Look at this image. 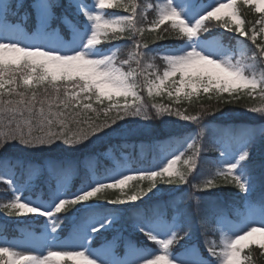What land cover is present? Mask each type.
<instances>
[{"label":"snow or ice","instance_id":"obj_1","mask_svg":"<svg viewBox=\"0 0 264 264\" xmlns=\"http://www.w3.org/2000/svg\"><path fill=\"white\" fill-rule=\"evenodd\" d=\"M241 3L259 14L250 30L238 10ZM213 23L234 34L235 47L213 35L209 28ZM146 32L153 34V45L165 40L179 43L149 47L148 41H142ZM125 38L132 41L127 59L119 58V46L103 50V45ZM157 60L163 62L162 71ZM257 65L262 66L260 71ZM145 91L150 100L166 94L176 104L191 102L201 93L214 95L218 104L238 102L246 94L261 102L248 110L264 116V0H145L143 4L136 0H0V149L18 142L26 150L42 152L44 146L62 141L79 153L81 146L87 148L122 131L119 122L130 118L143 122L145 129L171 117L199 125L196 136L185 137L171 151L166 149L174 140L155 145L162 153L157 170L117 163L100 176L98 162L89 157L90 182L75 191L69 190L74 162H52L47 171L56 187L48 200L22 195L42 175L41 168L0 159V183L12 192L11 198L0 203V212L6 218L45 221L40 235L25 229L23 245L0 246V264H253V248L264 253V160L259 170L255 161L257 137L264 141V128L219 130L214 140L219 153L216 171L190 184L202 151L198 137L204 136L203 121L210 109L201 106L195 115H186L172 104L149 105L142 95ZM17 169L22 170L20 174ZM143 181L148 182L147 188L139 187ZM160 184L189 185L193 191L183 195L196 201V208L194 212L176 209L171 217L163 210L168 205L149 214L136 213L132 227L158 246L154 252L124 241L119 255L118 236L100 248L92 247L94 238L117 222V211L105 204L144 202L145 197L152 199L161 192ZM222 186H234L239 205L216 201L202 211L199 202L204 197L196 192L210 196ZM108 190H119L122 198L109 200ZM93 200L103 204L90 203ZM175 203V199L168 202ZM61 213L68 214L63 221ZM194 215L200 217L203 251L189 243ZM65 221L71 222V235L62 242ZM210 233H218V239L209 238Z\"/></svg>","mask_w":264,"mask_h":264},{"label":"trees","instance_id":"obj_2","mask_svg":"<svg viewBox=\"0 0 264 264\" xmlns=\"http://www.w3.org/2000/svg\"><path fill=\"white\" fill-rule=\"evenodd\" d=\"M137 3L143 4L145 0H136ZM148 2H152V0H148ZM238 10L241 13L242 19L245 20L246 30H250L252 22L259 18V14L255 13L253 9H251L247 5H243L242 3L238 5ZM123 14V13H122ZM153 18V14L151 12L148 13V19L151 20ZM163 27V26H161ZM258 27V26H257ZM210 31L214 36L221 39L225 45L229 47L236 46V39L233 33L231 32H223L222 29L218 28L214 23L209 25ZM64 29H62L63 31ZM250 34V33H249ZM152 35L150 33H145L142 41L146 40L149 42V47H175L179 41L176 40H165L158 42V45H153L151 43ZM207 36V33H205ZM261 38L258 37V41ZM119 46L120 53L119 58L121 60L128 58V52L132 50V41L128 39H121L117 41H112L110 44L103 45V50H107L112 47ZM156 63L160 66L162 71L163 62L157 60ZM135 67V65H133ZM262 66L257 65V71H260ZM144 96V100L149 105L152 103H161V104H172L174 108H179L186 115H195L197 111L200 110L201 106H207L209 110L208 116L204 118L203 123L207 126L205 128V133L203 137H198L199 142L201 144L202 151L200 153V157L198 160L197 170L192 173L189 177V183H200L203 179L210 178L211 175L216 171L218 166V157L219 153L215 150L217 145L214 143V140L217 138L216 133H219V130L224 128H232V129H243V128H254L257 129L258 123L264 120V117L256 120H251V117L255 114L249 111L248 109L253 106H260V99L256 97L253 99L252 97L247 96L246 94H241L238 102L233 103H223L218 104L214 95L212 98H209L207 94L201 93L200 97L193 98L191 102L181 101L179 104L174 103L173 100L169 99L166 94L162 96H157L154 99H149L147 97V93L142 92ZM225 97H228V94H224ZM107 103V102H106ZM96 105L94 104V107ZM215 108V111L211 109ZM103 119V116L100 117ZM169 121L180 120L176 117L168 118ZM122 126V131L133 126L136 122L133 119H129L128 122H119ZM115 127V125H113ZM258 130V129H257ZM121 131H118L116 134L111 135L110 137L105 138L102 141H97L91 145H88L87 148L81 146L79 153H73L69 146L63 144L62 141H56L55 145L52 146H44V151H32L26 150L24 146L20 145L18 142H9L4 149H0V159H7L12 161H20L25 165L28 163L34 164L37 167L39 165L43 168L42 175L38 178L33 179L31 183V190L25 191L27 194L32 197L41 198L43 200L49 199V194L56 187V181L48 174V165L52 162L66 161L71 160L74 162L75 172L71 178L69 184V190L75 191L80 188L83 183L90 182V174L87 171V163L88 158H94L98 163L96 166L97 175H104L106 169H112L115 167L117 163L122 165H126V168H146L157 170L158 167L162 166V153L158 150L155 145L160 142L167 143L169 140H174L175 143L172 147L166 149V151H171L173 148L177 146L187 135V133H191L193 136L199 132V125L193 124L190 127L178 128L176 130H171L168 132H161L160 134H152L145 136H126L120 135ZM119 134V135H118ZM258 143L255 152V161L257 170H259L260 162L264 160V141L257 137ZM186 147V144H184ZM183 151V148H181ZM110 152L113 153L116 162L111 158ZM188 154H191L190 152ZM166 162V161H164ZM22 170L17 169V173L20 174ZM27 177L25 172L24 179ZM136 182H130V184H135ZM161 189V192L157 194L156 197L152 199L144 198V202L137 201L135 205H120L113 206L105 204L104 207L109 209H115L117 211V222L114 224L113 228L104 233L102 236H98L94 238L93 242L95 244H102L106 242L108 239L114 237L116 231H118V227H124V225H128L129 222L126 219V214H128L129 209L134 210H143L142 213L149 214L155 207L162 205H168L164 209L166 214L170 217L174 212V206L168 204L169 201L175 199L180 200L177 204V207L182 210H188L189 212H194L196 208V201H190L183 194L189 191H193L189 185H158ZM139 187L147 188L148 182L143 181L140 183ZM155 191V190H154ZM128 194H131V191L126 189ZM237 190L234 186L220 187L214 189L210 196H206L205 194L197 191V196L204 197L200 200L199 204L201 210H205L210 208L212 204L216 201L223 202L225 205L236 204L239 205L240 201L237 196ZM105 195L109 200H114L117 197H121V193L119 190H108ZM12 192L8 188L6 183H0V203L6 202L9 198H11ZM149 196H152V193H149ZM180 196V198H178ZM122 198V197H121ZM101 203L103 201L93 200L90 203ZM77 208L79 205L76 206ZM71 212H75V209L70 210ZM131 213V212H130ZM61 220H64V216L68 215L65 213L58 214ZM44 219L41 218L39 220L34 217H11L6 218V214L0 212V238L5 239L7 241L19 240L23 237L24 231H21L22 228H29L36 233L43 229ZM200 217L199 215H194L193 219V237L189 243H197L201 251H203V243L201 236V229L199 227ZM71 222L65 221L63 230L60 232V235L65 236L71 229ZM126 235H128L131 239L136 241L141 246L150 247L151 250H156L158 246L148 242L146 238L139 232L135 231L134 233H129L125 230ZM209 238L218 239V233H210ZM175 247V246H174ZM118 248L123 249V239H120L118 244ZM206 254V252H205ZM253 256V264H264V253L261 252L259 248H253L252 250Z\"/></svg>","mask_w":264,"mask_h":264},{"label":"rangeland","instance_id":"obj_3","mask_svg":"<svg viewBox=\"0 0 264 264\" xmlns=\"http://www.w3.org/2000/svg\"><path fill=\"white\" fill-rule=\"evenodd\" d=\"M263 117L264 116H261V114L255 113L251 117V120L258 121L259 119H261ZM193 124H196V123L195 122H189V121H183V120H175V121H169L168 120L166 123H160L159 121H154L151 125H149L147 127V129H145V126H144L143 122H141L139 124L138 123H135L133 126L125 129L124 131H121L119 134L120 135L131 136V137H133V136L138 137V136H145V135H152V134H160L161 132H168V131H171V130H176L178 128L190 127ZM261 128H264V120H262L261 122L258 123V130L261 129ZM216 135L218 136L219 133H216ZM189 136H193V135L191 133H187L186 137H189ZM110 156L113 159H115L112 152H110ZM125 167H126V165H125ZM39 168L43 169L40 165H39ZM25 180H27V177L25 178ZM22 195L25 196V197H27V198H29V199H33V200L41 199V198H37V197H32L31 195L27 194L26 192H23ZM178 198H180V196ZM179 201L180 200H178L176 202V205L174 207V213H173V215H175V210L177 209V204H178ZM239 201H240V198H239ZM160 205H162V204H160ZM156 208L157 207H155V209ZM138 212L139 213H142V210L141 209L140 210H134V209H131L130 210L129 209L128 214H126V219L129 221V225L130 226L129 225H124V227L126 228V230L129 233H134L135 232V230L133 229L132 225H133V222L135 220V215ZM25 229H27L29 231H32L29 228H25ZM25 229L24 228L23 229L21 228L20 230L21 231H25ZM193 229H194V227H193ZM32 232H34L36 235H40L43 232V229L40 230L37 233L35 231H32ZM70 235H71V229H70L68 235H66V236L60 235V240L62 242L63 241H68L70 239ZM114 236L122 237L123 242L124 241H130V242H132L133 244L137 245L138 247H141L142 249H144V251L146 253L147 252H154L155 251V250H151L150 247H144V246H141L138 243H136V241H134L128 235H126V233L124 232V230L122 228H120V227H118V231L115 232ZM112 239L113 238L108 239V240H112ZM6 243H16V244L23 245L24 244V241H23V237H21V239H19V240H12V241H7L5 239L0 238V246H5ZM104 243H102V244H95L92 241V247H94V248H100L101 246H103ZM18 250H22V249H18ZM117 252H118L119 255H122L123 254V251L119 250L118 247H117ZM204 255L207 256V253L206 254L204 253Z\"/></svg>","mask_w":264,"mask_h":264}]
</instances>
